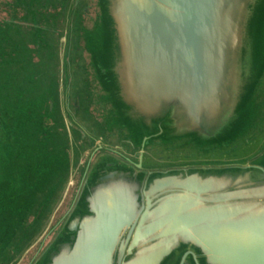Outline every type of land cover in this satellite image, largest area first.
<instances>
[{
    "label": "water",
    "instance_id": "water-1",
    "mask_svg": "<svg viewBox=\"0 0 264 264\" xmlns=\"http://www.w3.org/2000/svg\"><path fill=\"white\" fill-rule=\"evenodd\" d=\"M1 10L11 13L0 21V130L10 146L18 131L9 112L51 94L72 138L80 131L87 144L81 170L54 166L41 184L37 176L28 215L40 220L26 221L33 240L13 264L31 252L30 264H264V144L238 158L264 132V0H0ZM94 26L97 37H85ZM103 113L115 127L100 135ZM50 126L43 119L42 130ZM30 132L49 150L35 154L26 142L21 165L62 161ZM219 151L230 160L168 162ZM74 172L77 195L46 230ZM42 198L49 214L32 212ZM8 249L12 262L16 243Z\"/></svg>",
    "mask_w": 264,
    "mask_h": 264
},
{
    "label": "rangeland",
    "instance_id": "rangeland-1",
    "mask_svg": "<svg viewBox=\"0 0 264 264\" xmlns=\"http://www.w3.org/2000/svg\"><path fill=\"white\" fill-rule=\"evenodd\" d=\"M11 14V13H10ZM7 11L1 10L0 11V21H3L4 19H9ZM83 33L85 37H94L96 38L98 35V27L94 26L93 28H90L89 31L87 27H84ZM24 39H26V35L23 36ZM88 38V39H89ZM23 43H21L20 47H18L19 52L22 54L21 59L25 60L28 56V50L24 48ZM63 55V54H62ZM26 57V58H25ZM63 56L60 55V59ZM21 61V60H19ZM14 65V64H13ZM64 62L60 61V68L63 69ZM8 73V71H7ZM13 74H9L8 77H11ZM1 81V80H0ZM62 85V93L60 98V103L63 104V108L65 109L64 102L66 101V92L65 87L63 85V82L61 81ZM4 86L0 82V89ZM37 93V87L34 90ZM38 99H33L31 101H24L21 103L18 107L12 109L9 113L12 115V117L16 121V129H17V142L13 148L10 146L13 142V137L11 134H4L0 130V148L4 152V158L5 162L7 163V168H4L5 170V177L0 180V264H13L16 262V260L19 258L23 250L32 242V238L30 237L31 229H29L28 234L26 236L23 235V232L27 230V223L26 221L31 220L33 222V225H37L39 223V218H37L34 215H28V207H31L30 203V195L33 193L32 185L37 182V176L39 178L42 175V180L40 184L45 180V174L48 171H51V169L54 166L61 165L63 166V170L67 172V169L70 167L71 169H75L78 171L82 169L81 166V154H80V145L83 144L82 139L84 138V134L80 131H77L74 134V137L72 138L70 134L71 128L68 127V122H66V125L63 122L62 116L63 111L62 107L59 105V101L57 100V97L54 94H51V102H45V101H38ZM66 103V102H65ZM43 107L48 108L49 110H46L43 113ZM6 112V108L4 103L1 101L0 97V112ZM65 111V110H64ZM103 120L105 123V128H102V124L99 125L95 122V129L96 131L102 135L104 133H109L112 131L115 127V122L112 120V118L106 114L103 113ZM1 117V113H0ZM264 119V115L262 117ZM43 119H47L51 121V125L49 128H44L42 130L41 124L43 122ZM82 122L87 127L91 125V121L89 117L85 116L82 119ZM259 122V121H258ZM264 122V121H263ZM264 124V123H263ZM36 129L40 133V138L45 141H50V149H53L54 151H59L63 157L62 161L59 160V156H53L50 160L45 159H39V165L38 169L37 166L31 165L26 168L24 165H21L19 162V159L21 157L27 156L28 149L26 146V142L29 143V145L34 148L35 154L44 155L46 150H49V144L43 143L42 141H37L36 143H32L30 141L31 137V128ZM89 128V127H88ZM67 131L68 133L62 132V130ZM263 135L260 137V140L257 143L252 144L250 147L247 146V153L238 156V158L246 159L248 157H251L254 153H256V150H258L263 144H264V132L261 133ZM80 139V141L78 140ZM79 141V142H78ZM102 145L109 147L113 150H117L119 152L123 151L121 150L123 146L119 144L115 145H108L105 141L97 140ZM39 144V145H38ZM178 145H182L181 141H177ZM96 146V144L94 145ZM94 148V147H93ZM92 149V148H91ZM124 150V149H123ZM128 151V150H127ZM48 152V151H47ZM75 153V157L73 156ZM125 153V152H124ZM91 156V154H89ZM186 155L184 156L182 154L181 158L176 159L174 157H170V163H176L178 161H189V160H200V161H212L214 159L220 160V161H227L230 160L228 158V152H218L217 154H205L201 157H194V158H188L186 160ZM69 158V159H68ZM95 158V157H93ZM83 161L86 162V158H83ZM157 165H162L163 162L161 160L156 161ZM69 166V167H68ZM73 177V178H72ZM81 175L78 174V172H74L71 176V183H69L68 190L65 192L64 200L60 203L59 206H57L55 212L56 215L53 218V221L48 222L49 225H47L46 230H49L60 218L61 214L63 215L67 210L70 209L73 200L75 199L78 188H79V180ZM78 180V181H77ZM43 201H45V198L40 199L37 203L34 204V207L37 209H33L32 212H36L39 210L50 213L52 210V205H46L45 207L41 204ZM30 203V204H29ZM46 203V202H45ZM47 204V203H46ZM54 212V213H55ZM42 214V213H41ZM42 219V218H41ZM42 228L37 227L36 228V235L41 232ZM50 235L49 239L46 241L48 242L54 234L51 232L46 231L44 237L42 238L45 240L47 236ZM15 242L16 243V249L14 251L15 258L12 262L9 261L8 256L6 257L4 254L9 253V247L11 244ZM42 244H46L42 242ZM39 244L36 243V248H34L32 251L35 252L37 249V246ZM44 248V245H43ZM32 253V252H31ZM28 254V257H24L22 261L19 262V264H30V260L32 257V254ZM7 258V261L3 263Z\"/></svg>",
    "mask_w": 264,
    "mask_h": 264
},
{
    "label": "trees",
    "instance_id": "trees-1",
    "mask_svg": "<svg viewBox=\"0 0 264 264\" xmlns=\"http://www.w3.org/2000/svg\"><path fill=\"white\" fill-rule=\"evenodd\" d=\"M24 81H25L26 84H28V83H32L31 81H30V82L27 81V79H25ZM20 82H22V80H20L18 83H20ZM11 84H14V83L12 82ZM16 84H17V83H16ZM14 85H15V84H14ZM14 85H13V86H14ZM27 92H28V91H27ZM27 92L25 91L24 95H25L26 99H29V100H30V99L32 98L33 95H30L31 93H28V94H27Z\"/></svg>",
    "mask_w": 264,
    "mask_h": 264
}]
</instances>
